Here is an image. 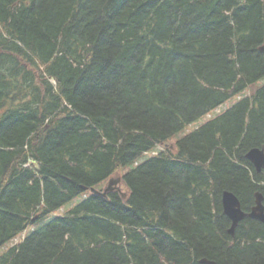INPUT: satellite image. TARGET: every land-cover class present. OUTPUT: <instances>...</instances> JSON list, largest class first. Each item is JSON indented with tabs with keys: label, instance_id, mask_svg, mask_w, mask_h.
<instances>
[{
	"label": "trees",
	"instance_id": "obj_1",
	"mask_svg": "<svg viewBox=\"0 0 264 264\" xmlns=\"http://www.w3.org/2000/svg\"><path fill=\"white\" fill-rule=\"evenodd\" d=\"M263 44L264 0H0V264H264L222 208L264 195Z\"/></svg>",
	"mask_w": 264,
	"mask_h": 264
},
{
	"label": "water",
	"instance_id": "obj_2",
	"mask_svg": "<svg viewBox=\"0 0 264 264\" xmlns=\"http://www.w3.org/2000/svg\"><path fill=\"white\" fill-rule=\"evenodd\" d=\"M260 50L264 52V45L260 47ZM246 157L252 164L255 166L256 170L258 172L262 171L264 167V149L263 148H252L250 149ZM118 180L111 179L110 184L105 190V192H102L103 195L106 194V192L109 189L113 188V184H116ZM95 191V189H93ZM264 197L261 193L256 194V205L253 207L252 211L249 213H246L245 211L242 210L241 207V202L239 198L231 191H224L223 197H222V205H223V210L224 213L229 216L232 219V226L229 229L230 233H234L236 226L240 222L241 219H243L246 215L249 217L258 219L262 222H264ZM201 263H206V264H215L214 261H210L208 259H201Z\"/></svg>",
	"mask_w": 264,
	"mask_h": 264
},
{
	"label": "rangeland",
	"instance_id": "obj_3",
	"mask_svg": "<svg viewBox=\"0 0 264 264\" xmlns=\"http://www.w3.org/2000/svg\"><path fill=\"white\" fill-rule=\"evenodd\" d=\"M262 83H264V79H263L261 82H259L258 84H262ZM255 87H256V86L254 85V86H253L252 88H250V89L253 91V90L255 89ZM246 93L249 94V93H250V90H247ZM236 100H237L236 97L231 98L230 100H228V102L225 104V106H231V105H233V104L236 102ZM205 119H206V117H203V118H201L198 122L193 123L192 126L189 128L188 131L194 129V128L197 127L199 124L204 123ZM186 131H187V130H186ZM184 134H185V132H180L179 134L176 135V137L183 136ZM165 147H166V148H170L171 150H175L174 140H171V141L169 142V144H168L167 146H165ZM144 158H145V156H144L142 159H144ZM127 169H129V167L124 168L125 171H126ZM125 171H124V172H125ZM120 175H121V174H117V175H115V176H112L111 178H113V179H115V180H118L119 178L121 179ZM120 179H119V182H116V185H118V186H119V189H120L123 193H125V195H126V194H128V188L122 183V181H121ZM108 184H110V181H108L105 185H103L102 190H104V189L108 186ZM112 186H114V185H112ZM60 212H64V211H63V208L60 209ZM15 240H16V239H15ZM15 240L12 241L11 243H9L8 245H6V247L15 244V243H16ZM17 240L19 241V238H17Z\"/></svg>",
	"mask_w": 264,
	"mask_h": 264
},
{
	"label": "bare ground",
	"instance_id": "obj_4",
	"mask_svg": "<svg viewBox=\"0 0 264 264\" xmlns=\"http://www.w3.org/2000/svg\"><path fill=\"white\" fill-rule=\"evenodd\" d=\"M159 147V146H158ZM162 147V146H161ZM159 152V151H158ZM150 153V152H149Z\"/></svg>",
	"mask_w": 264,
	"mask_h": 264
}]
</instances>
